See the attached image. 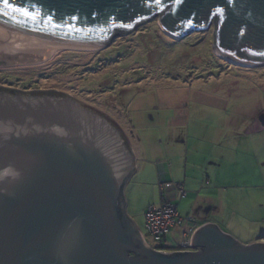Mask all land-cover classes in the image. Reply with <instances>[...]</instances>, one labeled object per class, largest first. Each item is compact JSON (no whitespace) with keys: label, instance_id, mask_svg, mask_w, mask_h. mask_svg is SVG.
<instances>
[{"label":"water","instance_id":"1","mask_svg":"<svg viewBox=\"0 0 264 264\" xmlns=\"http://www.w3.org/2000/svg\"><path fill=\"white\" fill-rule=\"evenodd\" d=\"M156 15L178 39L213 21L219 55L264 65V0H0V68L85 62ZM1 90L0 264H264V243L213 224L190 251L151 250L124 212L135 167L112 122L70 98Z\"/></svg>","mask_w":264,"mask_h":264},{"label":"rangeland","instance_id":"2","mask_svg":"<svg viewBox=\"0 0 264 264\" xmlns=\"http://www.w3.org/2000/svg\"><path fill=\"white\" fill-rule=\"evenodd\" d=\"M159 19L113 37L82 63L0 68V89L55 92L120 129L135 157L124 212L149 243L145 212L160 203V174L186 191L175 203L182 224L170 230L172 243L181 244L201 207L237 243H264V129L251 131L264 116V65L221 59L213 21L178 39Z\"/></svg>","mask_w":264,"mask_h":264},{"label":"built area","instance_id":"3","mask_svg":"<svg viewBox=\"0 0 264 264\" xmlns=\"http://www.w3.org/2000/svg\"><path fill=\"white\" fill-rule=\"evenodd\" d=\"M158 191L159 205H151L145 212L144 230L152 241V244L147 241V246L153 251L164 254L181 253L189 250V239L198 228L195 219L187 220L190 223V228L182 235L184 240L179 245L180 250L172 251L166 249L164 246L166 236L170 230L182 224V219L180 218L178 207L175 203L186 197V191L183 185L175 182H167L164 180L163 174H160Z\"/></svg>","mask_w":264,"mask_h":264},{"label":"crops","instance_id":"4","mask_svg":"<svg viewBox=\"0 0 264 264\" xmlns=\"http://www.w3.org/2000/svg\"><path fill=\"white\" fill-rule=\"evenodd\" d=\"M130 154H131V157H132V159L134 160V163H135V157H134V153L132 152V150L130 151ZM134 167H135V164H134ZM171 177V174L169 173H167V177ZM203 210V208L201 207V208H197V209H195V211H194V216H195V218H196V222H197V225H198V228H200V227H202V226H204V225H207V224H213V225H215V226H217L218 227V229H220L222 232H224L223 231V229L221 228L222 226L219 224V222L217 221V219L215 218H213L214 217V214L211 212V211H202ZM127 216V215H126ZM128 217V219H130L134 224H135V226H136V222H135V218L134 217H129V216H127ZM136 228H137V226H136ZM189 228H190V226H189ZM197 228V229H198ZM138 229V228H137ZM139 230V229H138ZM177 230V229H176ZM189 230V229H188ZM187 230V231H188ZM187 231H184L183 233H185V232H187ZM139 232L141 233V236H142V238H143V240H144V242L145 243H147V240L145 239V237H144V235H143V233L139 230ZM173 232H174V230L173 231H171V232H169L168 233V235L166 236V239H165V247H166V249H169V250H172V251H178V250H180L179 249V245L180 244H174V243H172V241H171V238H172V235H173ZM183 233H182V235H183ZM225 233V232H224ZM225 234H227V233H225ZM228 235V234H227ZM192 237V236H191ZM191 237H190V239H189V244H190V240H191ZM175 242H176V240H175ZM191 249H189V251H190Z\"/></svg>","mask_w":264,"mask_h":264},{"label":"flooded vegetation","instance_id":"5","mask_svg":"<svg viewBox=\"0 0 264 264\" xmlns=\"http://www.w3.org/2000/svg\"><path fill=\"white\" fill-rule=\"evenodd\" d=\"M0 91H2L1 89H0ZM7 92V91H6ZM10 94L12 93V94H18L19 92L17 91V92H15V91H11V92H9ZM11 94V95H12ZM22 94V93H21ZM25 96H27V97H30V98H39V97H41V96H47V97H52L53 99H59V100H64V99H69L68 97H65V96H60V95H58V94H55V92H47V93H43V92H39V91H36L35 93L33 92V93H28V94H25ZM71 100V99H70ZM82 108H84V107H82ZM84 109H87V110H89V111H92V112H94L93 110H91V109H88V108H84ZM261 118V120H259L258 118L257 119H255V122H254V124H253V127H252V130L251 131H259V130H262V129H264V116H261L260 117ZM104 119V118H103ZM110 124H112V128L114 129V130H116L117 131V133L118 132H120V129L118 130V128L113 124V123H110ZM119 134V133H118Z\"/></svg>","mask_w":264,"mask_h":264},{"label":"bare ground","instance_id":"6","mask_svg":"<svg viewBox=\"0 0 264 264\" xmlns=\"http://www.w3.org/2000/svg\"><path fill=\"white\" fill-rule=\"evenodd\" d=\"M166 33V32H165ZM168 35V34H167ZM170 36V35H169ZM172 37V36H171ZM218 53V52H217ZM219 55V54H218ZM221 59H223L224 61H227V62H230V63H233V64H235L233 61H230V60H227V59H225V58H223L222 56L220 57ZM239 65V64H238ZM240 66H242V65H240ZM246 67V66H245Z\"/></svg>","mask_w":264,"mask_h":264},{"label":"snow or ice","instance_id":"7","mask_svg":"<svg viewBox=\"0 0 264 264\" xmlns=\"http://www.w3.org/2000/svg\"><path fill=\"white\" fill-rule=\"evenodd\" d=\"M3 3H4L5 5H7V4H8V0H3Z\"/></svg>","mask_w":264,"mask_h":264}]
</instances>
